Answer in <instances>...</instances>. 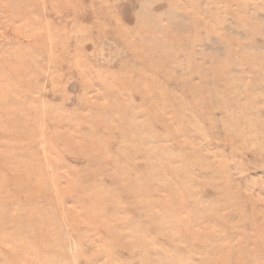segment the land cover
Wrapping results in <instances>:
<instances>
[{
  "label": "rangeland",
  "instance_id": "1",
  "mask_svg": "<svg viewBox=\"0 0 264 264\" xmlns=\"http://www.w3.org/2000/svg\"><path fill=\"white\" fill-rule=\"evenodd\" d=\"M0 264H264V0H0Z\"/></svg>",
  "mask_w": 264,
  "mask_h": 264
}]
</instances>
